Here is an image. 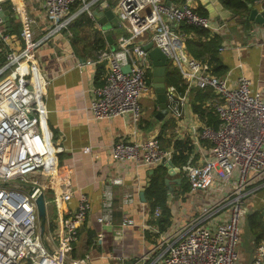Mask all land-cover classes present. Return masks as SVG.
I'll use <instances>...</instances> for the list:
<instances>
[{"label":"built area","instance_id":"2783aa9c","mask_svg":"<svg viewBox=\"0 0 264 264\" xmlns=\"http://www.w3.org/2000/svg\"><path fill=\"white\" fill-rule=\"evenodd\" d=\"M26 0H0V41L6 46L12 39L4 27V5L10 2L15 12H25ZM44 10V36L29 44L21 54L7 53V63L0 68V264H87L90 257L73 261L72 253L79 239L90 203L81 194L78 209L63 217L72 200V171L67 165L58 168L43 187L39 178L28 177L50 167L55 155L54 134L45 124L43 97L50 80L40 70L32 72L37 48L53 36L69 31L81 15L96 21L94 12L112 10L125 34L118 35L114 48L93 52L82 64L106 63L108 72L103 85L94 90L91 113L95 120L124 115L138 117L142 99L153 95L149 83L152 62L144 46L153 42L169 58L189 88L212 89L215 97L206 102L218 117V127L202 124L199 131L191 127L196 145L210 143L209 158L200 166L187 165L185 175L194 192H213L215 201L203 206L172 237H163L155 248L135 264H242L239 246L246 219V200L264 182V91L255 90L252 82L240 75L234 83L228 77L212 74L209 63L185 55L186 37L178 30L181 24L221 34L225 25H216L199 15L191 6L165 0H40ZM78 6V10L75 7ZM22 37H29L25 27ZM147 37L143 41V38ZM129 68L125 71V68ZM240 67V66H239ZM168 91L169 97H173ZM174 98V97H173ZM187 98H181V102ZM86 148L85 153H90ZM115 162H132L139 166L168 163L172 152L164 150L157 137L145 141H119L112 147ZM121 179H111L103 191V214L99 222L114 223V186ZM53 193L56 217L48 218L46 234L40 223L32 188ZM217 195V196H216ZM128 193L123 206L132 205ZM47 205V204H46ZM48 213V212H47ZM49 215V214H48ZM161 211L154 214L158 219ZM123 227H133L132 219H124ZM102 238H100V241ZM251 264H264V241L254 250Z\"/></svg>","mask_w":264,"mask_h":264},{"label":"crops","instance_id":"0c3cea01","mask_svg":"<svg viewBox=\"0 0 264 264\" xmlns=\"http://www.w3.org/2000/svg\"><path fill=\"white\" fill-rule=\"evenodd\" d=\"M25 2V12L22 15L15 12L10 2L4 5L3 13H8L6 17L3 16L4 27L12 39L9 46L0 41V68L8 61L7 53H23L29 44L38 43L45 34L41 1ZM226 2L227 0H193L191 6L216 25L226 26L225 31L217 34L222 38L219 59L227 69L222 78L229 75L230 82L234 83L240 75H245L255 90L263 92L264 26L250 21L249 13L247 16L242 15L240 6L233 10ZM254 5H257L260 12H264V0L257 1ZM93 23L91 29L96 30L94 42L104 39L107 49H111L101 25L97 20ZM25 27L30 33L27 38L21 36ZM75 35L74 30L69 29L53 36L37 48L33 63L29 62L32 72L40 70L50 80L43 97L45 124L56 135L55 155L52 156L50 167L32 176L39 178L43 187H46L47 181L59 167L67 165L71 169L74 194L62 212L63 217L78 209L81 194L88 197L90 208L79 228V239L72 253L73 261L89 256L87 264H135L145 253L153 250L163 237H172L185 223L198 215L203 206L215 201L213 192H194L184 170L189 164L200 166L209 158L210 143L202 140L196 145L191 127L196 125L200 131L202 124L209 126L211 123L210 126L213 127L215 123L194 109V101H197V95L202 90L189 88L174 66L170 68L176 71L179 81H174L175 76L168 78L169 83L166 81L168 91L174 93L171 94L174 98L169 97V112L164 120L157 118L160 105L155 92L142 99L143 108L138 117L124 115L95 120L91 113L94 90L103 85L108 67L106 63L83 65L84 61L91 58L89 49L92 43L81 42L83 34ZM118 35L122 34L114 37V44ZM146 39L144 37L143 41ZM180 51L193 58L186 42ZM180 88H184L183 93ZM208 90L215 94L212 89ZM181 98L187 99L182 103ZM201 108L218 121L211 109L209 110L212 112L205 105ZM172 124L174 128L170 127ZM153 137L159 139L164 150L172 152L169 161L173 163L174 170L167 167L168 163L151 167L132 162L118 163L113 159L112 147L115 143L145 141ZM89 147L91 152L85 153V149ZM111 179H121L123 183L114 186L115 219L113 225L105 226L99 219L103 214L104 187ZM155 182L165 186V193L160 196L161 202L155 199L151 190ZM260 186L246 200V217L260 213L264 223V182L257 189ZM128 193L133 195L135 201L132 205L123 206V198ZM141 193L145 194V201L141 199ZM44 194L47 212L53 219L57 210L53 193L46 190ZM158 210L161 211V216L156 219L154 214ZM124 219H132L134 226L123 227ZM242 232L240 247L245 246V249L239 251L241 262L251 264L254 259L255 238L247 218Z\"/></svg>","mask_w":264,"mask_h":264},{"label":"trees","instance_id":"16d2710c","mask_svg":"<svg viewBox=\"0 0 264 264\" xmlns=\"http://www.w3.org/2000/svg\"><path fill=\"white\" fill-rule=\"evenodd\" d=\"M170 1L172 3H177V4L185 3V0H170ZM257 1H261V0H227L226 5L233 10H236L235 7L240 6L241 13H243L242 15L247 16V14L249 13L248 5L255 4ZM197 13L201 16L203 15L199 12ZM77 19H79L78 22L71 28V30H74V33L76 34L75 37L84 34L87 30H90L94 25L93 23L94 21L87 15L79 16ZM178 30L186 37V45L188 52L191 54V56L194 59L209 63L211 72L215 76L223 77L227 73V69L221 64L219 59V49L222 46V38H220L219 35L212 34L209 30L189 26L187 24H181L178 27ZM90 48L91 49H89V51L91 53V57H93V52L102 49H107V43L105 42L104 39H100L92 43V46ZM170 67L168 68L166 74L167 82H168V78L174 76H175L174 81L175 82L179 81L177 79L178 75L176 71H172ZM151 75L152 73L148 75V77H150L149 83L152 81ZM180 91L183 93L184 88L182 90L180 88ZM214 97L215 95H213L211 91L202 90V92L198 93L197 95V99H196L197 101H194V109L197 112L202 113V115L208 116L210 122L215 123V126H213V128H217L219 121H216V118L211 113H207L205 110L201 108L202 105L206 104V101L213 99ZM197 102H199L200 105L199 104L197 105ZM210 124L211 123H209V126ZM170 127L174 128V125L172 124ZM55 137L56 135L54 134V138ZM151 190L152 193H154V195L156 196L155 199L161 202L160 196L165 193V186L163 184H159L155 182L151 186ZM259 215L260 213L257 214L254 213L253 215L251 214L246 217L247 223H249L250 231L255 238V242H254L255 248L262 243L261 240L262 238H264V223L262 222V217Z\"/></svg>","mask_w":264,"mask_h":264},{"label":"water","instance_id":"95a60500","mask_svg":"<svg viewBox=\"0 0 264 264\" xmlns=\"http://www.w3.org/2000/svg\"><path fill=\"white\" fill-rule=\"evenodd\" d=\"M170 6L171 2H167ZM249 20L255 22L256 24L264 26V12H260L257 5H248ZM8 13H2V16H7ZM98 23L101 25L102 29H105L107 40L111 44V48H114V37L117 34H123L125 31L121 29V25L115 13L112 10H106L105 12H94ZM113 28V30H112ZM144 49L149 53V58L152 62V83L155 89L157 100L160 105V110L157 114L158 120L162 121L168 115V88H167V70L170 67L169 58L160 50L155 47L153 42H149L144 46ZM128 71L129 68H125ZM167 167L174 170V165L171 161L168 162ZM172 173V172H171ZM168 183V180L166 181ZM30 196L35 198L36 208L38 213V219L40 223V233L44 237L46 234V228L48 223V213L45 201V194L43 190L38 187H34L30 191ZM141 199L145 201V194H140Z\"/></svg>","mask_w":264,"mask_h":264},{"label":"rangeland","instance_id":"374dc122","mask_svg":"<svg viewBox=\"0 0 264 264\" xmlns=\"http://www.w3.org/2000/svg\"><path fill=\"white\" fill-rule=\"evenodd\" d=\"M78 10V6L77 7H75V12ZM73 11V12H74ZM82 16V15H81ZM75 23H76V21H75ZM72 28V26L70 27V29ZM103 31H105V29H103ZM96 30H92V29H90V30H87L81 37L83 38V40L81 41V42H86V41H88V43L90 44V43H93L95 40H94V37H95V35H96ZM87 37H89V39L87 38ZM93 39V40H92ZM149 74H151V72L149 73ZM34 180H36V176H29L28 177V181L29 182H31V181H34ZM49 208H51V205L49 206ZM48 218H50L49 217V215H48ZM242 241V240H241ZM241 244V243H240ZM241 248V249H240ZM245 249V246H239V251L241 250V251H243Z\"/></svg>","mask_w":264,"mask_h":264}]
</instances>
